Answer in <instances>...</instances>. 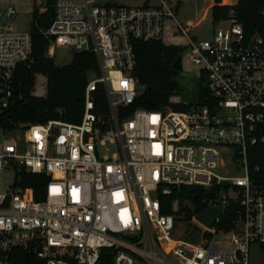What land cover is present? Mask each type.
Masks as SVG:
<instances>
[{
  "label": "built area",
  "instance_id": "1",
  "mask_svg": "<svg viewBox=\"0 0 264 264\" xmlns=\"http://www.w3.org/2000/svg\"><path fill=\"white\" fill-rule=\"evenodd\" d=\"M12 1L0 0V110L13 98L17 67L33 61L31 32L15 29ZM236 3H225L226 27L210 38H188L207 98L191 105L172 94L169 103L185 109L139 107L119 118L118 106L138 94L135 43L161 40L165 19L174 17L170 0L136 6L55 0L42 31L50 39L47 55L54 56L56 44L93 52L100 75L86 85L78 122L0 127L7 134L0 172L15 170L14 184L0 193V264H254L251 246L264 244V0L261 25L251 33L235 16ZM28 6L31 14L45 10L40 0ZM193 26L179 29L188 36ZM98 83L106 88V114L93 110ZM107 144L114 150L101 154ZM21 170L49 176L43 199L17 184ZM222 185L227 191L206 207L224 210L237 200L241 214L229 230L216 225L220 216L204 225L187 199L173 198L171 212H162L160 197L182 186ZM187 213L198 231L173 238Z\"/></svg>",
  "mask_w": 264,
  "mask_h": 264
},
{
  "label": "trees",
  "instance_id": "2",
  "mask_svg": "<svg viewBox=\"0 0 264 264\" xmlns=\"http://www.w3.org/2000/svg\"><path fill=\"white\" fill-rule=\"evenodd\" d=\"M210 7L212 22L225 19L231 6L213 0ZM224 3L228 0H222ZM55 0H46L45 10L37 8L32 12L31 37L33 44V61L29 66L20 65L15 71L13 81V98L6 108L0 110V127L12 130L29 123L45 122L49 119L65 122H78L84 111L85 89L92 75H100L97 57L89 51H73L69 63L57 66L53 58L47 55L50 39L42 31L47 29L54 17ZM261 0H237L233 9L235 16L242 23L245 31L251 33L259 28L261 19L259 9ZM136 67L133 74L137 78L138 94L127 106H118L119 118L126 116L135 108L159 110L170 105L173 110H183V104H170L168 98L180 90L177 80L179 70L173 62L182 54V47L167 45L159 41H138L135 43ZM36 74L46 77V91L43 96L32 93ZM199 93L207 98V90L199 81ZM94 101V112H109L108 97L103 83H98L91 92ZM17 184L29 191L35 200L44 198L49 176L40 173H29L21 170ZM228 186H212L203 189L197 186H182L179 191L160 197L162 212L170 213V203L175 197L187 199L196 211H203L207 202L218 198L221 190ZM241 214V206L235 199L225 202L216 225L229 230ZM187 213V218H189ZM264 252V244L259 245ZM26 264V263H23Z\"/></svg>",
  "mask_w": 264,
  "mask_h": 264
},
{
  "label": "rangeland",
  "instance_id": "3",
  "mask_svg": "<svg viewBox=\"0 0 264 264\" xmlns=\"http://www.w3.org/2000/svg\"><path fill=\"white\" fill-rule=\"evenodd\" d=\"M29 1L34 0H13L17 9V14L13 19L15 29L21 32L30 31L32 24V16L30 7L27 5ZM42 6L46 5V0H40ZM97 4H120V5H143V4H158L159 0H96ZM174 9V17L166 18L161 41L167 45H177L182 47V68L179 69L177 80L180 90L175 94L179 95L182 103L191 105L197 104L199 93V77L197 74V66L190 61V53L188 49L189 37L198 39L210 38L214 30L219 27H226L225 21L219 20L212 22L210 16L209 5L212 0H170ZM227 3V2H225ZM223 2V4H225ZM34 7H37L34 5ZM186 22L194 24L188 32V36L181 33L179 26L184 27ZM71 49L63 45L56 44L54 50L53 62L57 66H62L70 62L72 58ZM94 75H92L93 77ZM46 91V77L43 74H36L35 83L32 93L37 96H43ZM7 134L0 129V140L5 138ZM109 151L104 147L100 148V153H111L114 150V145L107 144ZM15 170L12 167H6L4 172H0V193L7 190V183L14 184ZM231 192V190L229 191ZM198 223L193 219L185 218L171 230L173 238H187L191 232L198 231ZM221 235L215 236V238ZM250 260L254 264H264V252L257 245H252L250 249Z\"/></svg>",
  "mask_w": 264,
  "mask_h": 264
},
{
  "label": "water",
  "instance_id": "4",
  "mask_svg": "<svg viewBox=\"0 0 264 264\" xmlns=\"http://www.w3.org/2000/svg\"><path fill=\"white\" fill-rule=\"evenodd\" d=\"M182 56L179 55L176 60L173 62V67L176 69L182 68ZM223 191L220 193V196H223ZM223 210L222 204L212 205L206 207L202 212L198 213L196 215V218L202 222L204 225L211 227L215 220L220 216L221 212Z\"/></svg>",
  "mask_w": 264,
  "mask_h": 264
},
{
  "label": "crops",
  "instance_id": "5",
  "mask_svg": "<svg viewBox=\"0 0 264 264\" xmlns=\"http://www.w3.org/2000/svg\"><path fill=\"white\" fill-rule=\"evenodd\" d=\"M30 2V1H29ZM28 2V3H29ZM28 3H27V5H28ZM221 3L223 4V1L221 0ZM214 4V1L212 0V2H211V4L209 5V9H210V7L212 6Z\"/></svg>",
  "mask_w": 264,
  "mask_h": 264
}]
</instances>
